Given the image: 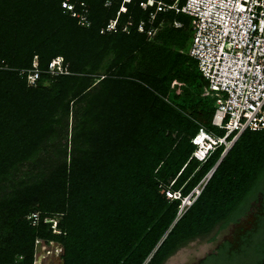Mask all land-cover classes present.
I'll list each match as a JSON object with an SVG mask.
<instances>
[{"label": "trees", "instance_id": "1", "mask_svg": "<svg viewBox=\"0 0 264 264\" xmlns=\"http://www.w3.org/2000/svg\"><path fill=\"white\" fill-rule=\"evenodd\" d=\"M145 1L0 0V264H33L40 241L63 264H164L264 198V131L194 158L215 96L189 57V18L150 24ZM56 58L67 74L51 77Z\"/></svg>", "mask_w": 264, "mask_h": 264}, {"label": "built area", "instance_id": "2", "mask_svg": "<svg viewBox=\"0 0 264 264\" xmlns=\"http://www.w3.org/2000/svg\"><path fill=\"white\" fill-rule=\"evenodd\" d=\"M169 1L146 0L140 7L146 10L155 5L150 16L174 11L189 18L192 32L189 57L196 61L215 96L212 126L224 132L218 136L200 129L191 140L196 146L194 158L204 161L219 146L223 147L224 156L244 132L264 131V0H185L182 5L180 0ZM66 8L73 9L69 5ZM110 25L107 31L115 28L116 21L113 29ZM181 26L174 23L176 28ZM137 30L147 36L154 33L153 29L145 31L143 23L138 24ZM47 73L53 77L67 74V70L55 59L49 63ZM39 75L34 62L27 75L28 84L34 85ZM195 193L199 191L196 189ZM165 195L168 199L180 198L179 193L166 191ZM189 199L185 198L182 206L185 202L190 205Z\"/></svg>", "mask_w": 264, "mask_h": 264}, {"label": "flooded vegetation", "instance_id": "3", "mask_svg": "<svg viewBox=\"0 0 264 264\" xmlns=\"http://www.w3.org/2000/svg\"><path fill=\"white\" fill-rule=\"evenodd\" d=\"M264 218V198L251 203V207L237 223L231 224L210 243H215L211 252L192 264H264V226L258 224ZM230 229V230H228ZM261 229V231H260ZM228 230L227 233H224ZM219 236L222 238L219 240ZM262 246L260 255L257 246ZM230 252L234 257L227 259Z\"/></svg>", "mask_w": 264, "mask_h": 264}, {"label": "rangeland", "instance_id": "4", "mask_svg": "<svg viewBox=\"0 0 264 264\" xmlns=\"http://www.w3.org/2000/svg\"><path fill=\"white\" fill-rule=\"evenodd\" d=\"M62 6H65V5H62ZM66 9L67 11H69L68 13H71L73 11V9L71 10L70 8H66ZM154 18H155V14L151 15L148 23L151 24ZM115 21L116 20L108 21V25L111 24L110 26H108L110 29H113ZM140 23H143V22H140ZM131 27H133V25L131 24V22H128L124 25L123 30L126 29L127 31H129ZM153 31L154 33L156 32V30H153ZM154 33L148 37L151 38L154 35ZM191 42H192V33L189 39L188 48H189V45H191L190 44ZM176 92L179 93L178 88L176 89ZM212 132L214 134H217L218 136H222L224 133L223 131L218 130V129H213ZM189 202H191L190 199H189ZM186 207H188L187 202H185V205L183 206L182 210L184 211ZM37 218H38L37 213H34L28 217V220H32L34 222L37 220ZM56 220H57V217H56ZM50 221H52V219L46 220L47 223ZM55 223L56 222L52 223L51 228L54 233H58V231L54 227ZM228 230H226L224 233H227ZM221 238L222 236H219V240ZM207 239L208 237H205L204 239H196L190 242L185 247L179 249L173 256L168 258L164 264H192V263H195L197 260H199L200 258L204 257L206 254L211 252L213 248L215 247V243H210L208 242ZM59 255H60V246L58 244L53 242V243H50L49 245H46L40 241V244L34 253L33 264H62V261L59 258Z\"/></svg>", "mask_w": 264, "mask_h": 264}, {"label": "clouds", "instance_id": "5", "mask_svg": "<svg viewBox=\"0 0 264 264\" xmlns=\"http://www.w3.org/2000/svg\"><path fill=\"white\" fill-rule=\"evenodd\" d=\"M130 0H125V2H129ZM124 9V8H123ZM122 11V10H121ZM125 11V10H124ZM123 12V11H122ZM59 63L63 66V67H66L65 65H63V62H62V59L61 58H56ZM55 60V59H54Z\"/></svg>", "mask_w": 264, "mask_h": 264}, {"label": "water", "instance_id": "6", "mask_svg": "<svg viewBox=\"0 0 264 264\" xmlns=\"http://www.w3.org/2000/svg\"><path fill=\"white\" fill-rule=\"evenodd\" d=\"M222 157H223V155L221 156V158H222ZM220 160H221V159H220ZM220 160H219V162H220ZM217 164H218V163H217ZM215 167H216V166H215ZM214 169H215V168H214ZM214 169H213V170H214ZM62 264H63V262H62Z\"/></svg>", "mask_w": 264, "mask_h": 264}]
</instances>
